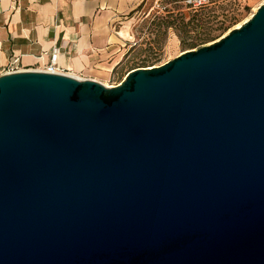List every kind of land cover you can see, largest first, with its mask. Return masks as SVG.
Segmentation results:
<instances>
[{
	"label": "water",
	"instance_id": "1",
	"mask_svg": "<svg viewBox=\"0 0 264 264\" xmlns=\"http://www.w3.org/2000/svg\"><path fill=\"white\" fill-rule=\"evenodd\" d=\"M0 264H264V4L116 86L1 74Z\"/></svg>",
	"mask_w": 264,
	"mask_h": 264
},
{
	"label": "crops",
	"instance_id": "2",
	"mask_svg": "<svg viewBox=\"0 0 264 264\" xmlns=\"http://www.w3.org/2000/svg\"><path fill=\"white\" fill-rule=\"evenodd\" d=\"M142 2L0 0V75L11 63L21 70L54 65L58 72L104 83L127 54L135 21L129 15Z\"/></svg>",
	"mask_w": 264,
	"mask_h": 264
},
{
	"label": "rangeland",
	"instance_id": "3",
	"mask_svg": "<svg viewBox=\"0 0 264 264\" xmlns=\"http://www.w3.org/2000/svg\"><path fill=\"white\" fill-rule=\"evenodd\" d=\"M263 4L264 0H217L196 12L184 0H143L129 15L135 21L127 54L104 84L121 83L134 69L163 65L219 40Z\"/></svg>",
	"mask_w": 264,
	"mask_h": 264
},
{
	"label": "built area",
	"instance_id": "4",
	"mask_svg": "<svg viewBox=\"0 0 264 264\" xmlns=\"http://www.w3.org/2000/svg\"><path fill=\"white\" fill-rule=\"evenodd\" d=\"M217 0H184L185 5L193 11H200L205 9L206 7L210 6ZM57 51L54 52V56L56 57ZM22 71L21 69L18 68L15 63H11V65L8 67V69L5 71V73H13V72H18ZM48 72H57L55 70L54 65H50L47 70Z\"/></svg>",
	"mask_w": 264,
	"mask_h": 264
},
{
	"label": "bare ground",
	"instance_id": "5",
	"mask_svg": "<svg viewBox=\"0 0 264 264\" xmlns=\"http://www.w3.org/2000/svg\"><path fill=\"white\" fill-rule=\"evenodd\" d=\"M258 11V10H257ZM254 14H252L247 20H245L243 23H240L236 28L241 27L246 21H248ZM109 75V74H107ZM108 87H112L114 85L106 84Z\"/></svg>",
	"mask_w": 264,
	"mask_h": 264
},
{
	"label": "trees",
	"instance_id": "6",
	"mask_svg": "<svg viewBox=\"0 0 264 264\" xmlns=\"http://www.w3.org/2000/svg\"><path fill=\"white\" fill-rule=\"evenodd\" d=\"M197 12V11H196Z\"/></svg>",
	"mask_w": 264,
	"mask_h": 264
}]
</instances>
